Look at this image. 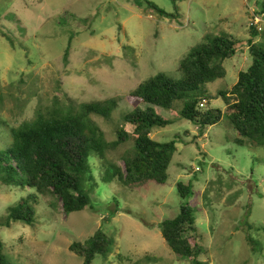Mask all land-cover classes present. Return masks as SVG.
<instances>
[{"label":"rangeland","instance_id":"rangeland-1","mask_svg":"<svg viewBox=\"0 0 264 264\" xmlns=\"http://www.w3.org/2000/svg\"><path fill=\"white\" fill-rule=\"evenodd\" d=\"M263 5L264 0H0V32L11 30L27 48L12 49L0 33V150L11 145L12 129L33 121L55 101L79 107L119 99L111 120L92 116L106 140L115 141L118 128L131 131L123 117L138 105L127 96L160 73L180 79V63L191 49L206 36L223 33L241 43L225 62L227 77L205 89L203 97L213 99L203 104L226 111L225 100L214 97L233 87L239 72L251 65L252 25L261 32L257 41L264 43V16L258 14ZM181 109V102L173 110L157 108L173 123L151 134L158 142L177 141L179 148L165 186L132 191L103 181L113 165L125 169L130 140L108 151L105 160L91 159L94 180L87 177L84 189L92 204L85 211L67 215L61 202L40 196L33 226L0 225L5 254L16 264H84L70 246L102 230L115 245L107 260L93 264H192L171 251L159 229L186 202L177 184L191 182L195 196L190 201L202 235L199 261L264 264V148L235 144L238 134L226 117L201 130L180 118ZM29 194V189L0 184V221Z\"/></svg>","mask_w":264,"mask_h":264},{"label":"trees","instance_id":"trees-1","mask_svg":"<svg viewBox=\"0 0 264 264\" xmlns=\"http://www.w3.org/2000/svg\"><path fill=\"white\" fill-rule=\"evenodd\" d=\"M148 5L164 14L152 3ZM258 14L264 16V5ZM4 31L0 32L1 36L8 40L12 49H17L19 45L27 50L22 43H18L11 30ZM260 33L254 25L251 26L248 45L252 63L249 68L239 72L233 87L220 90L218 97H214L225 100L226 111L208 109L203 104L213 99L203 97L208 92L205 89L209 84L227 77L225 62L237 55L241 43L232 35L223 33L206 36L204 42L191 49L180 63V79L160 73L132 91L126 100L131 105H138L123 117L131 131L127 132L124 126L118 128L117 139L113 142L106 140L104 131L92 116L111 120L119 108L120 100L117 98L85 103L79 107L72 103L59 105L55 101L54 107L46 108L33 121L12 129L11 145L0 150V184L29 189L30 194L10 207L0 225L4 228L17 223L33 226L36 222L35 206L40 205V196H51L61 202L67 215L85 211L92 204L90 193L84 189L87 177L94 180L91 159L96 156L105 160L108 151L117 150L130 140L133 148L123 158L125 169L113 165L103 181H117L123 188L132 191L150 184L165 186L179 148L177 141L162 143L151 138L154 129L166 128L173 123L165 119L157 108L173 110L181 102L180 118L201 130L220 124L226 117L238 134L235 144L244 147L249 142L264 148V43L257 41ZM2 99L0 94V101ZM177 190L186 202L181 206L180 213L161 222L159 229L174 254L191 260L192 264H205L199 261L203 248L198 239L202 235L197 226L196 208L190 201L195 196L193 186L191 182H179ZM51 206L55 207V203ZM114 245L113 237L98 230L85 243H73L70 252L82 258L84 264H93L97 258L107 260ZM4 250L5 245L0 240V264H16Z\"/></svg>","mask_w":264,"mask_h":264},{"label":"built area","instance_id":"built-area-1","mask_svg":"<svg viewBox=\"0 0 264 264\" xmlns=\"http://www.w3.org/2000/svg\"><path fill=\"white\" fill-rule=\"evenodd\" d=\"M257 19V20H256ZM255 23L258 24V22L260 21L258 17H255L254 19Z\"/></svg>","mask_w":264,"mask_h":264}]
</instances>
